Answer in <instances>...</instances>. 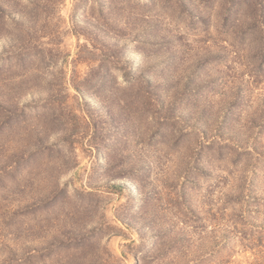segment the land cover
Returning <instances> with one entry per match:
<instances>
[{
  "label": "rangeland",
  "instance_id": "1",
  "mask_svg": "<svg viewBox=\"0 0 264 264\" xmlns=\"http://www.w3.org/2000/svg\"><path fill=\"white\" fill-rule=\"evenodd\" d=\"M261 240L264 0H0V264Z\"/></svg>",
  "mask_w": 264,
  "mask_h": 264
},
{
  "label": "trees",
  "instance_id": "2",
  "mask_svg": "<svg viewBox=\"0 0 264 264\" xmlns=\"http://www.w3.org/2000/svg\"><path fill=\"white\" fill-rule=\"evenodd\" d=\"M259 233L263 234V232ZM263 242L264 240H261V244H256V247L259 249L255 250V252L257 253L254 255L253 261L250 264H264V246L262 245Z\"/></svg>",
  "mask_w": 264,
  "mask_h": 264
}]
</instances>
